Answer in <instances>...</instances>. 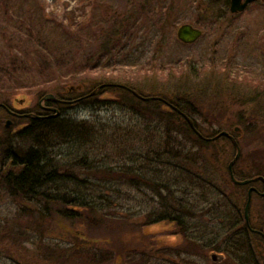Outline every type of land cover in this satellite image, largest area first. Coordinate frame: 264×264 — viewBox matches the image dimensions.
<instances>
[{
    "label": "rangeland",
    "instance_id": "rangeland-1",
    "mask_svg": "<svg viewBox=\"0 0 264 264\" xmlns=\"http://www.w3.org/2000/svg\"><path fill=\"white\" fill-rule=\"evenodd\" d=\"M184 23L201 28L202 35L182 41L178 29ZM50 60L62 63L43 68ZM84 75L127 83L146 95L194 92L216 129L240 139L233 173L264 171V137L257 135L264 131V0L237 13L211 6L210 0H0V101L24 98L32 109L41 96L55 93L49 85L74 83ZM63 108L80 118L92 112L81 103ZM103 110L102 116L136 117ZM241 116L245 122L239 121ZM7 120L9 115L0 108V142L9 139L20 147L23 140L13 132L21 124L15 120L6 127ZM249 121L251 132L245 128ZM237 152L232 138L221 135L207 155L219 183L243 210L248 188L254 185L261 191H253L248 218L264 232V183L239 187L229 180V163ZM72 169L75 172L74 164ZM148 190L123 185L122 204L116 209L128 217L122 224L98 217L90 223L47 219L42 224L32 201L12 197L0 186V264H235L226 254L214 259L213 249H191L173 222L144 225L156 202ZM254 239L264 264V245ZM84 245L110 257L93 261L77 249ZM116 253L121 259H115Z\"/></svg>",
    "mask_w": 264,
    "mask_h": 264
},
{
    "label": "trees",
    "instance_id": "trees-1",
    "mask_svg": "<svg viewBox=\"0 0 264 264\" xmlns=\"http://www.w3.org/2000/svg\"><path fill=\"white\" fill-rule=\"evenodd\" d=\"M222 8L226 11L227 7ZM85 62L88 66L87 59ZM61 63L46 61L43 68ZM67 82L49 85V91L69 100L59 105L60 115L30 119L19 127L13 135L23 140L20 147L13 146L9 139L0 142V186L9 195L32 201V211L40 213L42 224L47 219L59 224L64 220L90 223L97 217L122 224L128 217L116 209L122 204L119 200L123 185L149 189L156 202L142 220L144 225L173 222L191 249L223 252L235 264H262L254 236L264 245V234L254 222L248 225L238 201L212 172L207 154L215 139L206 137H214L219 130L200 109L194 92L146 95L127 83L112 81L119 85H108L109 81H95L87 75L77 77L74 83ZM124 85L168 102L145 100ZM80 103L91 107V116L80 118L63 110ZM104 108L105 113L112 108L136 117L122 120L102 116ZM244 120L241 116L239 121ZM252 124L249 121L245 125L248 132L253 131ZM258 132L264 137L263 130ZM81 169L86 175L81 174ZM255 171L235 176L245 179L264 175L263 170ZM84 247L77 249L93 261L110 257V253L104 256ZM191 249L185 250L189 257H193ZM121 256L116 253L115 259Z\"/></svg>",
    "mask_w": 264,
    "mask_h": 264
},
{
    "label": "water",
    "instance_id": "water-1",
    "mask_svg": "<svg viewBox=\"0 0 264 264\" xmlns=\"http://www.w3.org/2000/svg\"><path fill=\"white\" fill-rule=\"evenodd\" d=\"M254 0H245V1H242V0H232V3H231V10L232 11H239V10H243L248 3L252 2ZM202 34V30L198 27H195L193 26L192 24L190 23H184L183 25H181L179 27V30H178V35L179 37L186 41V42H192V41H195L196 39H198ZM108 85L110 84H115L117 85L118 83H107ZM102 85H100L99 87H101ZM128 87L134 94H136L138 97L140 98H143L145 100H150V99H163L161 96H145V95H142L141 93H139L136 89L134 88H131L129 86H126ZM98 90V89H96ZM96 91H93L92 94H95ZM23 100L21 99H17V101L20 103V104H25L26 101L24 98H22ZM43 100H53V101H59L61 100L60 98H58L54 93L52 92H49V93H46L42 99H41V102ZM164 101L168 102L166 99H163ZM0 105H2V103H0ZM52 109H55L58 111V109L56 107H51ZM185 117L188 119V121L190 122V124L193 126V128L197 131V133H199V135L203 136V134L194 126V121L193 119L186 113H184ZM34 116H38V115H34ZM11 120H8L7 121V126H9ZM221 135H228L232 138L233 142L235 143V145L237 146V149H238V152L235 156V158L229 163V169H230V173L232 175V179L236 182V183H239V184H248L250 182H253V181H257V180H262L263 183H264V175H258V176H255L253 178H247V179H237L233 173V165L234 163L237 161V159L239 158L240 156V151H241V148L238 144V142L236 141V139L234 138V136H232L229 132L227 131H222L220 132L219 134H217L216 136L214 137H206L207 139H217L218 137H220ZM255 187L252 186L250 187L249 191H248V199H247V203L245 205V216H246V220L248 222V224L250 223L249 221V218H248V211H249V207H250V204H251V199H252V191ZM262 194H264V191L262 192ZM212 257L214 259H216L217 261H220L222 260L224 257H225V253L223 252H220V251H216L214 250L213 253H212Z\"/></svg>",
    "mask_w": 264,
    "mask_h": 264
},
{
    "label": "flooded vegetation",
    "instance_id": "flooded-vegetation-1",
    "mask_svg": "<svg viewBox=\"0 0 264 264\" xmlns=\"http://www.w3.org/2000/svg\"><path fill=\"white\" fill-rule=\"evenodd\" d=\"M242 1H245V0H242ZM254 1H256V0H254ZM254 1H252V2H254ZM252 2H250V3H252ZM213 3L219 4V5L221 3L222 5H220V7L225 6L232 13L244 11L250 4V3H248L247 6L243 10L232 11L231 10L232 0H214ZM194 26L197 27L196 25H194ZM256 95H257V98L260 97L258 95V93ZM64 99H65V101H59V102L43 101L42 103L40 102V99H39L38 104L35 105L34 107H32V109H29L30 107L27 106L26 103L25 104L19 103L21 105L20 107H18V106L16 107V106L12 105L10 107H7L5 110L7 111L8 115H10L9 118L11 119V122H10L11 124H14L15 120H21V122H22L21 125L23 126V125H27L30 119H34V118L40 119V115L45 116V115H49V114L52 115L53 113H57V111L52 109L51 107H57L59 110H61L59 105L61 103H67V101H69L66 98H64ZM34 115H38V116H34ZM255 192H258V191L256 190Z\"/></svg>",
    "mask_w": 264,
    "mask_h": 264
}]
</instances>
